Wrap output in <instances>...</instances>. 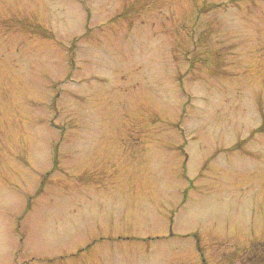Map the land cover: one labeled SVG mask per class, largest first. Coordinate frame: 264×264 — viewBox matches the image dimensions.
<instances>
[{
  "label": "rangeland",
  "instance_id": "rangeland-1",
  "mask_svg": "<svg viewBox=\"0 0 264 264\" xmlns=\"http://www.w3.org/2000/svg\"><path fill=\"white\" fill-rule=\"evenodd\" d=\"M264 263V0H0V264Z\"/></svg>",
  "mask_w": 264,
  "mask_h": 264
},
{
  "label": "flooded vegetation",
  "instance_id": "flooded-vegetation-1",
  "mask_svg": "<svg viewBox=\"0 0 264 264\" xmlns=\"http://www.w3.org/2000/svg\"><path fill=\"white\" fill-rule=\"evenodd\" d=\"M254 264H264L263 262H260V261H257L256 263Z\"/></svg>",
  "mask_w": 264,
  "mask_h": 264
}]
</instances>
